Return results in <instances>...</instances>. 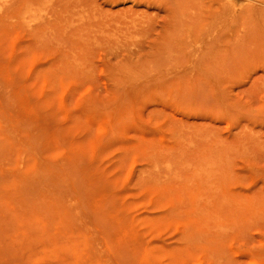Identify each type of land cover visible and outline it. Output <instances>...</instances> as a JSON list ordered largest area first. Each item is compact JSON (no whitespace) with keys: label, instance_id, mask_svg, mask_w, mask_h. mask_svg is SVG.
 I'll list each match as a JSON object with an SVG mask.
<instances>
[{"label":"rangeland","instance_id":"obj_1","mask_svg":"<svg viewBox=\"0 0 264 264\" xmlns=\"http://www.w3.org/2000/svg\"><path fill=\"white\" fill-rule=\"evenodd\" d=\"M1 1L0 264H264V0Z\"/></svg>","mask_w":264,"mask_h":264},{"label":"bare ground","instance_id":"obj_2","mask_svg":"<svg viewBox=\"0 0 264 264\" xmlns=\"http://www.w3.org/2000/svg\"><path fill=\"white\" fill-rule=\"evenodd\" d=\"M3 2L6 3L7 1L2 0L1 3H3ZM1 8H3V7H1V5H0V9H1ZM42 15H43V14H42ZM42 15H41V17L38 15V16H39V17L37 16L38 18H37L36 16H34V17H36L38 20L41 18V19L39 20V21H41V20L44 19L48 14H47L46 16L43 15V18H42ZM34 17H30V18H28V19L30 20V23H32V20H33V19H34L35 21H37ZM22 18H23V17H22ZM31 18H32V19H31ZM25 19H27V18H24V21H26ZM21 20H22V19H21ZM34 20H33V23H34ZM28 23H29V22H28ZM33 23H32V24H33ZM23 24H24V23H23ZM25 24H26L25 26H27V22H25Z\"/></svg>","mask_w":264,"mask_h":264}]
</instances>
